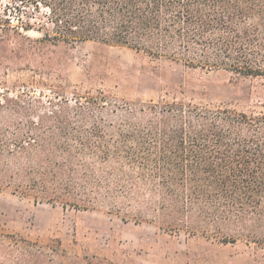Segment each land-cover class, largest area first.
Segmentation results:
<instances>
[{
	"label": "trees",
	"instance_id": "trees-1",
	"mask_svg": "<svg viewBox=\"0 0 264 264\" xmlns=\"http://www.w3.org/2000/svg\"><path fill=\"white\" fill-rule=\"evenodd\" d=\"M23 17L45 19L41 44L95 42L200 76L264 79V0H0L1 35L34 30ZM55 88L49 107L0 94V191L264 251V105L197 100L183 85L147 102ZM0 264L136 263L0 233Z\"/></svg>",
	"mask_w": 264,
	"mask_h": 264
},
{
	"label": "rangeland",
	"instance_id": "rangeland-1",
	"mask_svg": "<svg viewBox=\"0 0 264 264\" xmlns=\"http://www.w3.org/2000/svg\"><path fill=\"white\" fill-rule=\"evenodd\" d=\"M22 21L33 24L34 30L0 34V94L28 95L49 107L57 86L68 99L75 89L82 94L100 88L122 99L147 102L157 99L161 89L183 85L197 100L240 109L264 105V79L232 80L223 73L200 76L184 72L179 63L150 62L130 50L95 42L75 47L41 44L37 29L45 19ZM0 233L40 244L57 238L68 252L99 253L136 264H264V251L241 243L221 247L183 233L169 236L147 224L123 223L106 211H63L6 191H0Z\"/></svg>",
	"mask_w": 264,
	"mask_h": 264
}]
</instances>
